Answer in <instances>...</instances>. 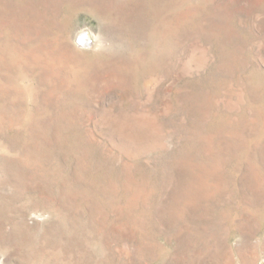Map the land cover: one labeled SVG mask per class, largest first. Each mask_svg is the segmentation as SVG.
I'll return each instance as SVG.
<instances>
[{
	"label": "rangeland",
	"instance_id": "rangeland-1",
	"mask_svg": "<svg viewBox=\"0 0 264 264\" xmlns=\"http://www.w3.org/2000/svg\"><path fill=\"white\" fill-rule=\"evenodd\" d=\"M0 264H264V0H0Z\"/></svg>",
	"mask_w": 264,
	"mask_h": 264
},
{
	"label": "bare ground",
	"instance_id": "bare-ground-1",
	"mask_svg": "<svg viewBox=\"0 0 264 264\" xmlns=\"http://www.w3.org/2000/svg\"><path fill=\"white\" fill-rule=\"evenodd\" d=\"M79 40L85 44H88L89 42V38H88V33L86 31H84L80 37H79Z\"/></svg>",
	"mask_w": 264,
	"mask_h": 264
}]
</instances>
